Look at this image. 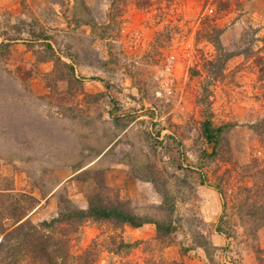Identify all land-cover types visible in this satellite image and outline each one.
I'll return each instance as SVG.
<instances>
[{
	"label": "rangeland",
	"instance_id": "374dc122",
	"mask_svg": "<svg viewBox=\"0 0 264 264\" xmlns=\"http://www.w3.org/2000/svg\"><path fill=\"white\" fill-rule=\"evenodd\" d=\"M257 123L264 0H0V233L93 198L172 230L65 223L75 259L264 264Z\"/></svg>",
	"mask_w": 264,
	"mask_h": 264
},
{
	"label": "trees",
	"instance_id": "16d2710c",
	"mask_svg": "<svg viewBox=\"0 0 264 264\" xmlns=\"http://www.w3.org/2000/svg\"><path fill=\"white\" fill-rule=\"evenodd\" d=\"M203 23L209 31L206 32L208 37H211L210 33L213 31L219 32L214 27L208 29L211 25L208 19H205ZM211 40L218 48V37L216 36L214 39L211 37ZM48 47L50 48L49 45ZM62 65L66 66L68 71L72 73L73 69L70 65L64 63ZM210 125L211 123L207 120L203 122L202 129L205 137L212 141L213 130ZM251 128L261 143H264V127L257 123L253 124ZM221 129L218 127L215 131L220 132ZM249 213L251 215L260 214L262 220H258L256 226L258 228L264 226V205L257 208L251 207ZM23 217L18 219L17 225L12 229L0 233L2 234L0 238V260L4 264H73L75 260H78L79 264H92L94 256L89 251L75 259L69 250L70 239L66 234H63L65 223L76 225L89 218L107 221L116 226L128 225L132 228L153 223L159 235H166L172 230L170 225L165 226L158 221L138 216L133 211L123 207L97 204L93 198L89 199L86 210L68 209L67 212H59L55 218L50 221H43L39 226H34L29 222H20ZM126 246L129 245L126 244Z\"/></svg>",
	"mask_w": 264,
	"mask_h": 264
},
{
	"label": "built area",
	"instance_id": "2783aa9c",
	"mask_svg": "<svg viewBox=\"0 0 264 264\" xmlns=\"http://www.w3.org/2000/svg\"><path fill=\"white\" fill-rule=\"evenodd\" d=\"M208 11H209V13H212V9H209ZM171 59H172V57L170 58V60H171ZM171 62H172V61H171ZM171 67H172V64H171V65L168 64V65H166V66L164 67V69H165L166 71H170Z\"/></svg>",
	"mask_w": 264,
	"mask_h": 264
}]
</instances>
